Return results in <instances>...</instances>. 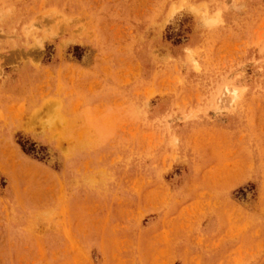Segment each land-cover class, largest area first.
<instances>
[{"label": "rangeland", "instance_id": "rangeland-1", "mask_svg": "<svg viewBox=\"0 0 264 264\" xmlns=\"http://www.w3.org/2000/svg\"><path fill=\"white\" fill-rule=\"evenodd\" d=\"M0 264H264V0H0Z\"/></svg>", "mask_w": 264, "mask_h": 264}]
</instances>
